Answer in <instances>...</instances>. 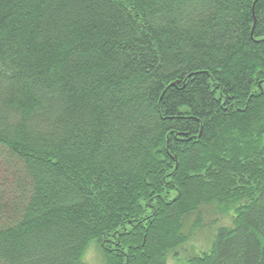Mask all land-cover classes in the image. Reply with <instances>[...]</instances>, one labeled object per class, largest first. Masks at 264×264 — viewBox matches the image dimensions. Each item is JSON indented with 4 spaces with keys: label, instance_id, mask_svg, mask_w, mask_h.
I'll return each mask as SVG.
<instances>
[{
    "label": "trees",
    "instance_id": "1",
    "mask_svg": "<svg viewBox=\"0 0 264 264\" xmlns=\"http://www.w3.org/2000/svg\"><path fill=\"white\" fill-rule=\"evenodd\" d=\"M89 243L264 264V0H0V264Z\"/></svg>",
    "mask_w": 264,
    "mask_h": 264
},
{
    "label": "rangeland",
    "instance_id": "2",
    "mask_svg": "<svg viewBox=\"0 0 264 264\" xmlns=\"http://www.w3.org/2000/svg\"><path fill=\"white\" fill-rule=\"evenodd\" d=\"M213 207L214 206H208V208H206L205 211H203V214L206 216L205 218L210 216L212 219H214V216L209 215V211L213 210ZM203 214L201 218H204ZM215 221L219 224L220 223L225 224V223H229L230 218L228 216H222L219 218H215ZM204 229H205L204 227H201L200 231L195 232V237L198 238L199 240H201L204 237V232H205ZM184 248H185L184 250L185 252L177 254L175 259H172V257H169L167 264H185L188 254L196 255L198 253L196 252L195 247L191 245H187ZM82 259H83L84 264H104L102 253L95 243H89L86 246Z\"/></svg>",
    "mask_w": 264,
    "mask_h": 264
}]
</instances>
